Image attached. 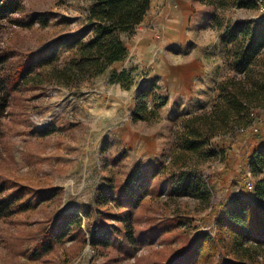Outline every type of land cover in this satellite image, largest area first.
Returning a JSON list of instances; mask_svg holds the SVG:
<instances>
[{"label":"rangeland","instance_id":"1","mask_svg":"<svg viewBox=\"0 0 264 264\" xmlns=\"http://www.w3.org/2000/svg\"><path fill=\"white\" fill-rule=\"evenodd\" d=\"M167 2L180 27L181 41L173 45L162 32L161 10ZM87 7V0H21V8L0 21V48L13 53L5 70L23 54L74 32ZM256 15L254 7L151 0L147 18L133 36L124 37L130 52L145 42L155 44L144 56L148 63L138 71L133 96L124 88L115 92L99 78L79 89L51 83L14 91L0 119V179L57 191L35 209L0 219V264H167L190 251L199 235L216 237L235 199L253 200L255 182L264 176V153L257 159L264 152V107L246 127L212 139L223 159L201 168L213 192L207 206L169 198V176L161 169L175 145L180 119L210 107L218 81L233 73L222 33ZM259 58L264 62V52ZM139 84L158 85L167 99L156 121L131 120ZM137 165L140 185H131L129 193L128 176ZM71 213L81 217V230L52 253L34 258L32 246L43 229ZM100 225L111 239L107 247L90 243ZM150 233L155 237L151 242L144 237ZM227 257V248L220 245L209 261L192 264H221Z\"/></svg>","mask_w":264,"mask_h":264},{"label":"trees","instance_id":"2","mask_svg":"<svg viewBox=\"0 0 264 264\" xmlns=\"http://www.w3.org/2000/svg\"><path fill=\"white\" fill-rule=\"evenodd\" d=\"M199 1L217 8L254 7L252 0ZM87 2L88 7L74 32L23 54L7 70L5 63L13 53L8 48H0V119L6 114L10 96L21 85L38 88L52 83L67 89H79L85 82L109 70L113 63L125 59L124 37L132 36L147 18L151 0ZM20 8L21 0H0V21L8 19ZM221 44L233 73L218 81L210 107L180 119L175 145L161 169V174L169 176V198L186 197L202 206L210 203L211 188L201 174V168L209 161L223 159V151L219 149L218 152L212 146V139L224 136L232 128L246 127L252 114L264 107V62L259 58L264 52V16L258 22L246 20L228 26L222 33ZM34 69L39 70L33 73ZM134 71L135 67L110 71L109 82L130 89L135 83ZM159 89L156 84L138 87L132 122L159 119L160 107L167 102ZM263 153H257L258 160ZM140 179L137 165L128 176L130 186L127 192L131 193V185L139 186ZM56 191L32 189L0 179V219L35 209L50 200ZM254 195L253 200L235 199L228 219H221L216 237L199 235L190 251L183 252L178 261L171 260L167 264L209 261L220 245H224L231 256L224 258L221 264H264V176L256 180ZM98 228L100 231H93L90 243L107 247L111 240L109 234L103 225ZM80 230L81 217L78 214L61 216L43 229L41 237L32 246V256L37 258L52 253L55 245L65 243ZM126 233V238L132 241L133 234L130 230ZM151 233L144 234L145 239L150 237V242L155 240Z\"/></svg>","mask_w":264,"mask_h":264},{"label":"crops","instance_id":"3","mask_svg":"<svg viewBox=\"0 0 264 264\" xmlns=\"http://www.w3.org/2000/svg\"><path fill=\"white\" fill-rule=\"evenodd\" d=\"M161 12H162L161 15L164 16V21H163L164 22V25H163L162 32H163V35H164L166 41H168L169 45H173V44H175L178 41L180 42L181 41L180 38H179V36H180V27H179V24L177 22H175L176 19L174 18V15H175L176 11L167 2L166 4H164L162 6ZM182 33L184 34V32H182ZM170 36H173V38L172 37L170 38ZM186 43H187V41H186ZM154 45L155 44H153L152 42H145L144 44H142V45H140L138 47H135L133 49V51H131V52L126 47L127 48V56L125 57V59L113 63V65L109 68V70H107L105 73H103L102 75H100L97 78L102 79L106 83L112 85L113 86L112 88H113V90L115 92L117 90L120 92L121 90H123V88L121 87V85L119 83H116V82L110 83L109 82L110 71H117V72H119L123 68L135 67V71L133 72V75L136 78V76L138 74V71L141 70L142 68H144L142 66V64L148 63L146 61V59L144 58L145 54L150 49H152L154 47ZM133 54L135 56L132 57L131 55H133ZM127 60H128V62H127ZM125 61L127 63L124 65V62ZM133 61L137 62L138 63V66L136 64H133ZM116 64H119L120 66L119 67H115L114 65H116ZM136 86H137V84L134 83L130 89H124V93L127 94V92H128V93H131V95L133 96L134 93H135ZM261 143H263V142H261Z\"/></svg>","mask_w":264,"mask_h":264},{"label":"built area","instance_id":"4","mask_svg":"<svg viewBox=\"0 0 264 264\" xmlns=\"http://www.w3.org/2000/svg\"><path fill=\"white\" fill-rule=\"evenodd\" d=\"M254 3V10L256 11L257 15L254 19L255 22H258L260 18L264 15V0H252ZM247 174L250 175L249 170L247 171ZM212 190H211V198H212ZM239 195H241V192H238ZM213 235V234H212Z\"/></svg>","mask_w":264,"mask_h":264},{"label":"water","instance_id":"5","mask_svg":"<svg viewBox=\"0 0 264 264\" xmlns=\"http://www.w3.org/2000/svg\"><path fill=\"white\" fill-rule=\"evenodd\" d=\"M263 16H264V15H263ZM263 16H262V17H263ZM262 17H261V18H262ZM261 18H260V19H261Z\"/></svg>","mask_w":264,"mask_h":264}]
</instances>
